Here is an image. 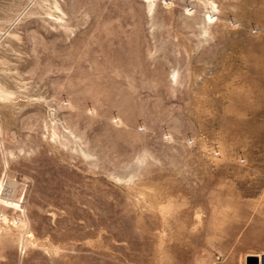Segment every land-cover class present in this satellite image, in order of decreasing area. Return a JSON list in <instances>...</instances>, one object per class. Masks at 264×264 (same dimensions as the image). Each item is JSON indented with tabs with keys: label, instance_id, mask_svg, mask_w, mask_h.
<instances>
[{
	"label": "rangeland",
	"instance_id": "obj_1",
	"mask_svg": "<svg viewBox=\"0 0 264 264\" xmlns=\"http://www.w3.org/2000/svg\"><path fill=\"white\" fill-rule=\"evenodd\" d=\"M264 0H0V264H262Z\"/></svg>",
	"mask_w": 264,
	"mask_h": 264
},
{
	"label": "water",
	"instance_id": "obj_2",
	"mask_svg": "<svg viewBox=\"0 0 264 264\" xmlns=\"http://www.w3.org/2000/svg\"><path fill=\"white\" fill-rule=\"evenodd\" d=\"M262 264H264V258L262 259Z\"/></svg>",
	"mask_w": 264,
	"mask_h": 264
}]
</instances>
